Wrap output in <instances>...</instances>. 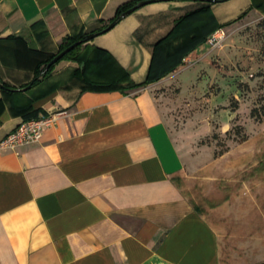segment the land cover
Wrapping results in <instances>:
<instances>
[{"label":"crops","instance_id":"1","mask_svg":"<svg viewBox=\"0 0 264 264\" xmlns=\"http://www.w3.org/2000/svg\"><path fill=\"white\" fill-rule=\"evenodd\" d=\"M130 1L0 0V140L54 118L37 142L0 146V264H223L224 223L209 216L227 206L214 183L231 148L197 164L151 89L205 60L215 27L264 20V0L147 3L29 83L66 37Z\"/></svg>","mask_w":264,"mask_h":264},{"label":"rangeland","instance_id":"2","mask_svg":"<svg viewBox=\"0 0 264 264\" xmlns=\"http://www.w3.org/2000/svg\"><path fill=\"white\" fill-rule=\"evenodd\" d=\"M225 32L220 44H209L205 60L183 63L151 91L185 152H198L197 164L231 148L221 161L225 174L214 183L227 206L209 218L224 223L218 231L223 264H258L264 262V25ZM253 107L258 119L250 115Z\"/></svg>","mask_w":264,"mask_h":264},{"label":"trees","instance_id":"3","mask_svg":"<svg viewBox=\"0 0 264 264\" xmlns=\"http://www.w3.org/2000/svg\"><path fill=\"white\" fill-rule=\"evenodd\" d=\"M138 1H140V0H131L130 2H128L127 4H124V5H121V6H119L118 8H117V10H116V13H115V15L108 21V23L107 24H104L102 27H100V28H98V29H95L93 32L95 33V34H97V33H101V32H103L104 31V28L110 23V22H112V21H114V23H116L122 16H121V14H122V12L124 11V10H126V9H128L129 7H131V6H133L134 4H136ZM205 7H207V6H202V7H200L199 9H204ZM198 9V10H199ZM257 24H261V25H264V20H261V21H259V22H257ZM226 25V24H225ZM218 27H220V26H217V27H215V29L214 30H216ZM213 30V31H214ZM86 36V34H80V35H78V36H68V37H66L63 41H62V43L60 44V46H59V51L60 50H62V49H64L65 47H67L68 45H70V44H72L73 42H75V41H77V40H81V42H83L84 41V37ZM206 39V38H205ZM81 42L80 43H78L77 45H75L72 49H70L68 52H66L60 59H66V58H73V55H74V53L76 52V49L79 47V45L81 44ZM58 51V52H59ZM54 57V55H51L45 62H44V64H43V66H41L40 68H37V70H36V72H35V76H34V78L29 82L30 84H34V83H36L39 79H40V77H43V76H45L49 71H50V69H51V67L53 66V64H51L50 66H48L47 68H45V65L52 59ZM45 68V69H44ZM172 69H174V67L172 68ZM171 69V70H172ZM160 77H156V78H146L144 81H142V82H139V83H129L127 86H119L118 88H119V90H121V91H124V90H126V89H138V88H142V87H144V86H146L148 83H150V82H152V81H155V80H157V79H159ZM99 87H101L102 89L103 88H107V86H99ZM255 111H256V108L255 107H253V108H251V110H250V115H251V117H254V118H257L258 119V116L255 114ZM246 139V136L244 135V136H242L241 137V141H243V140H245ZM258 264H264V262H260V263H258Z\"/></svg>","mask_w":264,"mask_h":264},{"label":"built area","instance_id":"4","mask_svg":"<svg viewBox=\"0 0 264 264\" xmlns=\"http://www.w3.org/2000/svg\"><path fill=\"white\" fill-rule=\"evenodd\" d=\"M226 37V32L223 28H217L212 32L207 42L211 46L220 44ZM53 117H39L36 119L21 121L13 131L9 132L2 140L1 147L13 148L27 143L37 142L42 134V129L45 125L53 121Z\"/></svg>","mask_w":264,"mask_h":264},{"label":"water","instance_id":"5","mask_svg":"<svg viewBox=\"0 0 264 264\" xmlns=\"http://www.w3.org/2000/svg\"><path fill=\"white\" fill-rule=\"evenodd\" d=\"M156 0H140L138 1L136 4H134L133 6L129 7L128 9L124 10L121 14V16H124L128 13H130L131 11L135 10L136 8L145 5L147 3L153 2ZM201 1H208V2H217L220 0H201ZM114 25V21L110 22L105 28L104 30H108L109 28H111ZM95 36L94 32L88 33L86 34V36L84 37V40H89L92 37ZM81 40H77L75 42H73L72 44L68 45L67 47H65L64 49L60 50L59 52H57L54 57L45 65V68H47L48 66H50L51 64L55 63L56 61H58L66 52H68L70 49H72L75 45H77L78 43H80ZM44 68V69H45ZM0 87H3V84L0 83Z\"/></svg>","mask_w":264,"mask_h":264}]
</instances>
